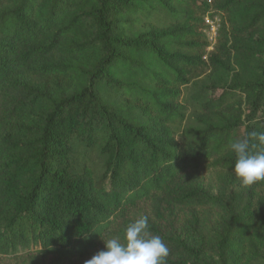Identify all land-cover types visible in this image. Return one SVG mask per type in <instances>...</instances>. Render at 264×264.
I'll list each match as a JSON object with an SVG mask.
<instances>
[{"label":"trees","instance_id":"1","mask_svg":"<svg viewBox=\"0 0 264 264\" xmlns=\"http://www.w3.org/2000/svg\"><path fill=\"white\" fill-rule=\"evenodd\" d=\"M252 131L264 0H0V264H84L141 215L166 264H264V181L243 185L230 149Z\"/></svg>","mask_w":264,"mask_h":264},{"label":"clouds","instance_id":"2","mask_svg":"<svg viewBox=\"0 0 264 264\" xmlns=\"http://www.w3.org/2000/svg\"><path fill=\"white\" fill-rule=\"evenodd\" d=\"M235 154L233 171L243 185L264 181V132L252 131L230 142ZM99 250L84 264H166L169 248L159 235L150 231L148 217L141 215L124 229L120 237L102 238Z\"/></svg>","mask_w":264,"mask_h":264},{"label":"rangeland","instance_id":"3","mask_svg":"<svg viewBox=\"0 0 264 264\" xmlns=\"http://www.w3.org/2000/svg\"><path fill=\"white\" fill-rule=\"evenodd\" d=\"M209 18L210 21L214 22V26L216 27V31L213 32L211 31V24L207 23V26L204 28L203 33L205 34L206 41L208 43L207 51H206V57H208L209 53L212 52L217 44L218 40V34H219V29H220V22H221V16L220 15H215L214 18L207 17ZM152 20L157 23V24H163L165 23L164 19L161 18H156L153 17ZM147 24V22H144ZM210 73V69L205 72V74L201 75L200 77L194 79L192 83L187 85L186 87L183 88V96L182 100L183 102L187 105V112H186V117H185V122L182 123L181 127L183 128L189 120H192L193 113L194 112V102L193 95H195L199 90L201 89H206V82H208V74ZM221 91H217L215 93V96L219 95ZM187 99V100H185ZM185 100V101H184ZM87 163L94 168V171L96 173V176L99 178L101 174L104 171V165H103V159L98 156L97 154H88L87 155ZM220 175L219 172L216 170H208L205 172H200L198 174L199 180L201 183H205L206 185H209V187H214L216 185V177ZM18 261L17 259H6L2 258V263L3 264H19L16 263Z\"/></svg>","mask_w":264,"mask_h":264},{"label":"built area","instance_id":"4","mask_svg":"<svg viewBox=\"0 0 264 264\" xmlns=\"http://www.w3.org/2000/svg\"><path fill=\"white\" fill-rule=\"evenodd\" d=\"M206 21H207V23H210L211 24V31L215 32L216 31V27L213 25L214 22L213 21H210L209 18H206Z\"/></svg>","mask_w":264,"mask_h":264}]
</instances>
